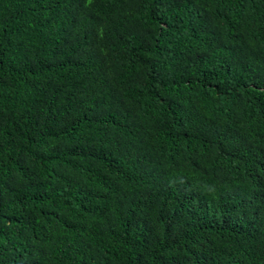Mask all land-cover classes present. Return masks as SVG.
Returning a JSON list of instances; mask_svg holds the SVG:
<instances>
[{
  "label": "trees",
  "instance_id": "trees-1",
  "mask_svg": "<svg viewBox=\"0 0 264 264\" xmlns=\"http://www.w3.org/2000/svg\"><path fill=\"white\" fill-rule=\"evenodd\" d=\"M0 264H264V0H0Z\"/></svg>",
  "mask_w": 264,
  "mask_h": 264
}]
</instances>
